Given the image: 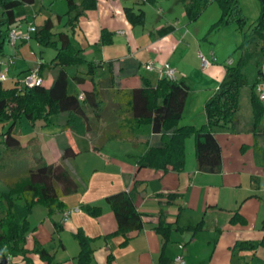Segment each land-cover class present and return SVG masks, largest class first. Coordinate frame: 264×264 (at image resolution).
<instances>
[{
    "label": "crops",
    "instance_id": "0c3cea01",
    "mask_svg": "<svg viewBox=\"0 0 264 264\" xmlns=\"http://www.w3.org/2000/svg\"><path fill=\"white\" fill-rule=\"evenodd\" d=\"M84 1L66 0L67 10L62 12L55 8V0L50 3L36 0L33 5H22L25 7L21 8V17L17 9L15 14L19 22L48 12L41 25L31 26L36 28L31 33L34 40L38 30L50 19L53 31L67 33L79 57L98 67L96 80L107 79L112 67L116 74L120 70L126 76L135 74L124 79L125 88L140 87L144 79L154 86L157 84L162 76L157 82L151 79L145 70L150 62L170 64L181 74L179 81L188 83L184 74L188 73L185 57L191 55L192 62L202 68L201 73L211 79L199 97L198 114L193 111L194 101L188 108L187 100L180 121V126L197 129L207 123L205 102L214 96L209 86H218L224 79L228 60L235 64L233 56L244 42V36L251 34L262 10L259 0H237L248 19L247 26L241 29L235 22L214 27L223 16L217 1L196 21H189L179 0H165V5H160V0H147L148 10L142 6L145 1L140 0H95V8H86ZM127 9L145 16L152 11L155 21L149 23L145 19L143 24L133 25L126 16ZM17 27L23 30L21 24ZM103 32L107 35L103 36ZM53 41L60 46L58 37ZM48 48L55 51L53 61L58 50ZM200 55L217 61L204 68ZM65 69L71 80L70 91L72 88V93L80 91L72 78L86 77L87 65ZM57 71L58 68L50 65L49 73H38L46 87L53 84ZM262 81L264 62L256 84ZM148 127L146 132L143 127L137 129L139 139L133 143L112 141L98 148L96 142L101 133L92 132L83 137L89 143L85 147L69 145L77 156L66 161L65 167L77 183L78 191L61 199L64 210L56 207L50 211L39 204L28 215L22 205L16 206V220L20 222L27 217L30 223L25 252L4 249L0 255L10 254L12 264H49L48 259L34 251L40 245L49 253L51 264H181L179 258L185 264H264V160L256 152L257 145L264 148L262 132L257 133L254 127H239L237 133H230L235 124L216 129L222 148V171L206 174L197 169L194 136L186 140L183 171L139 168L133 154L135 146H144L145 138L151 136L152 128ZM62 156L52 163L62 162ZM121 192L132 196L136 209L143 215V228L128 235L118 233L116 217L107 202L109 196ZM87 207H99L101 214L95 217L86 211ZM75 208L81 212L72 213L66 220L64 212ZM79 232L91 241L93 251L89 261H81L82 247L76 239Z\"/></svg>",
    "mask_w": 264,
    "mask_h": 264
},
{
    "label": "trees",
    "instance_id": "16d2710c",
    "mask_svg": "<svg viewBox=\"0 0 264 264\" xmlns=\"http://www.w3.org/2000/svg\"><path fill=\"white\" fill-rule=\"evenodd\" d=\"M35 1L0 0L1 22L6 27V32L0 34V53L3 54L10 29L17 23L15 10L22 5H33ZM179 1L183 4L189 21L198 20L210 4L217 1L222 7L223 16L214 27L235 22L244 29L248 24L237 0ZM259 2L262 7L260 17L240 47L244 56L236 66L227 67L226 80L206 102L207 123L199 129L180 126L190 95L187 83L162 77L155 86L144 79L140 87L125 88L122 86L124 79L132 78L135 74L126 76L122 74L123 70L116 74L113 67L107 79L96 80L95 70L98 67L79 57L73 50L69 35L65 32L55 33L52 21L47 20L36 33L35 39L43 47L58 50L50 64L58 68L53 84L46 87L43 82L30 89L9 90L3 89L0 82V123H10L7 130L4 129L0 134V181L5 180V186L0 188V253L4 249L25 252L30 223L27 217L20 222L16 220V206L22 205L28 215L39 204L45 205L50 211L56 207L64 210L65 205L61 199L78 191L77 183L65 167L66 161L77 156L73 147L67 146L64 149L60 163H47L42 158H37L36 166H31L26 161L28 148L15 133V125L24 115L32 121L48 120L54 114L65 115V129L75 135L86 137L92 132L101 133L96 142L98 148H103L112 141L133 143L135 139H139L137 129L150 125L151 136L145 138L144 146H135L136 153L133 156L137 159L139 168L164 172L169 169L174 172L184 170L186 140L194 136L198 171L206 174L220 173L223 165L222 148L215 130L230 127L238 120L242 88L248 86L243 71L259 49L258 44L253 49L254 52L250 49L249 36L263 41L261 53L264 55V0ZM95 3V0L84 1L86 8H95ZM126 16L133 25H141L145 21L143 13L137 15L131 9L126 10ZM105 34L107 35L103 32V36ZM54 37H58L60 46L53 41ZM80 65H87L88 71L86 77L72 78L80 90L72 93L71 80L65 68ZM255 85L251 87L250 100L253 121L257 133H264V102L259 100ZM102 124L105 125L103 129L100 127ZM256 152L264 160V148L257 145ZM107 202L116 217L118 233L128 235L143 228V215L136 209L129 193L111 195ZM86 211L95 217L101 214L99 207H87ZM157 229L161 230V226ZM76 239L82 247L81 261H89L93 251L90 239L83 232H79ZM34 251L51 264V259L48 258L50 255L44 248L36 245Z\"/></svg>",
    "mask_w": 264,
    "mask_h": 264
},
{
    "label": "rangeland",
    "instance_id": "374dc122",
    "mask_svg": "<svg viewBox=\"0 0 264 264\" xmlns=\"http://www.w3.org/2000/svg\"><path fill=\"white\" fill-rule=\"evenodd\" d=\"M54 0H46L47 3L53 2ZM55 8L58 11L65 12L67 10V2L66 0H55ZM141 3L145 1V3H142L146 10L147 6L149 5L147 3V0H140ZM160 5H165V0H160ZM182 4V3H181ZM49 5V4H48ZM151 5V4H150ZM183 6V5H182ZM25 6H19L17 8V14L19 17L22 15L21 8ZM24 11V10H23ZM43 16L34 18V15H31L29 17L30 20L33 22L22 20L17 22V24H21L23 26V30L20 28L18 29L19 34H29L31 26H38L41 25L44 22V18L49 15L48 12L43 11ZM185 14L187 16L186 10ZM155 15H153V12L147 13L145 16V19L151 23L155 21ZM2 19V11L0 10V34L6 32V27L2 25L1 22ZM17 24H14L12 27H17ZM19 27V26H18ZM29 29V30H28ZM3 38L1 37V40ZM249 36L248 41L250 42V49L253 50L256 47V44L259 45V49L257 52L253 54V57L251 61L245 65L244 68V74L248 81V86L245 88H242L241 92V98H240V110L238 112V124L235 123V129L231 130L230 133H237L239 127L251 129V127H254L255 124L253 121V110L251 107V87L255 85L259 80V69L260 66L263 65L264 62V55L261 53V48L263 46V41L260 39H253ZM245 40V36H244ZM22 41H18V47L12 46L11 42L6 39L3 47V54L0 53V82L3 89H14L19 88V90H23V87L25 86V80L28 77H32L34 75L37 76V74L41 71V73H49V67L51 64V61L53 57L55 56V51L43 47L38 44L36 40L31 38L28 42H23L26 44H21ZM22 45V46H21ZM249 45V43H248ZM240 52L241 49L237 50L234 54L233 59L235 60V64L231 66H236L239 63L240 58ZM254 52V50H253ZM187 60L185 61L187 64L186 70L188 73L185 77H187V81H189L187 84L190 87V95L188 99V108L191 105V102L194 101L193 104V111H197L198 114V108L201 105L200 102V95L202 94L203 90L208 87V82L211 80L208 75H204L201 73V67L197 66L195 62H192V57L189 54H186L185 57ZM148 64H153L156 70H149L145 66V70L148 71L149 76L154 82H157L159 77H161V74L159 73L158 69L163 67L164 64H157L150 62ZM182 65H184V61L181 62ZM170 65V64H169ZM171 66V65H170ZM172 67V66H171ZM223 67V66H222ZM227 67L225 66V72L226 75L224 76V79L220 82V84H217L218 86L212 87V84L210 87L209 92L211 91L213 95L217 93V90H219L221 84L226 80L227 78ZM230 67V66H229ZM173 68V67H172ZM175 69V68H173ZM176 70V69H175ZM183 74V75H184ZM5 76L4 80H1V76ZM40 76V74H38ZM190 75V76H189ZM176 76L178 79H181V74L176 71ZM189 77V78H188ZM43 79V78H42ZM47 82V79L45 80ZM45 82V83H46ZM71 91H74L72 88ZM261 91H264V81L259 82L255 85V92L259 93ZM206 103V102H205ZM205 105V104H204ZM188 112V111H187ZM49 121L46 120H30L26 115H24L23 118H20L16 125H15V133L17 134L18 138L22 141V144L24 146H27L28 150L26 152V161L31 166H36V159L42 158L47 163H52L54 160H56L58 157H60L61 154H63L64 149L71 145L76 148L85 147L87 141L80 136L75 135L73 132L66 131L65 129V115H50L48 117ZM205 122L207 121V117L205 116ZM6 126V127H5ZM10 126V123H0V134L3 132V130H7V128ZM144 132L149 130L148 126H144L142 129ZM262 132V131H261ZM262 141L264 143V133L262 132ZM72 167V166H71ZM5 186V180L0 181V188ZM22 212L21 207H19L18 215L20 217V214ZM22 215V214H21Z\"/></svg>",
    "mask_w": 264,
    "mask_h": 264
},
{
    "label": "built area",
    "instance_id": "2783aa9c",
    "mask_svg": "<svg viewBox=\"0 0 264 264\" xmlns=\"http://www.w3.org/2000/svg\"><path fill=\"white\" fill-rule=\"evenodd\" d=\"M36 28H30L29 34H19L18 33V27H12L9 31V36L8 39L11 42L12 46L16 47L18 41H22V42H28L32 37H31V33L35 32ZM201 61H202V66L204 68H208L210 66L213 65L214 62H216V58H213L212 60L208 59L206 56L204 55H200ZM233 60H228L227 61V65L231 66L233 65ZM147 69L153 71L156 70L153 64H147L146 66ZM159 73L161 74L162 77H165L169 80H177V76H176V70L173 69L169 64L164 65L163 67H161L160 69H158ZM5 76H1V80H4ZM44 81L42 80V78L37 74L32 76V77H28L25 80L24 83V87L25 89H30L33 88L35 86H39L43 83ZM259 100L264 102V91H261L259 93H257ZM74 212H81V209L79 208H75V209H71V210H67L64 212V217L67 220L72 213ZM179 263L181 264H185L183 258H179L178 259ZM0 264H12V257L10 254L8 253H4L2 255H0Z\"/></svg>",
    "mask_w": 264,
    "mask_h": 264
}]
</instances>
